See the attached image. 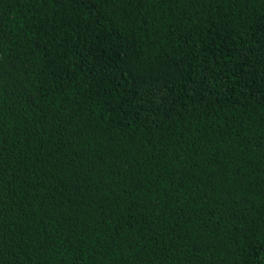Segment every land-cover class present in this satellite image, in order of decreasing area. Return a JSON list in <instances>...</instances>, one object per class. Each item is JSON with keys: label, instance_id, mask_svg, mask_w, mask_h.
<instances>
[{"label": "trees", "instance_id": "obj_1", "mask_svg": "<svg viewBox=\"0 0 264 264\" xmlns=\"http://www.w3.org/2000/svg\"><path fill=\"white\" fill-rule=\"evenodd\" d=\"M0 264H264V0H0Z\"/></svg>", "mask_w": 264, "mask_h": 264}]
</instances>
